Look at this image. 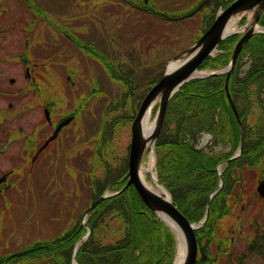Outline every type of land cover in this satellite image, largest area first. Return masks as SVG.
<instances>
[{
	"label": "rangeland",
	"instance_id": "374dc122",
	"mask_svg": "<svg viewBox=\"0 0 264 264\" xmlns=\"http://www.w3.org/2000/svg\"><path fill=\"white\" fill-rule=\"evenodd\" d=\"M132 1L133 3L129 0H0V106L6 105L10 93L20 91V86H26L30 80L21 64L20 56L24 53L29 59L31 75L41 81L47 94L58 96L59 90L62 89V98L65 94L70 95L68 91L72 86L68 77L75 82L77 95L83 97L92 87L95 88L94 98L88 101L86 109L89 110L93 100L95 102L98 100V115L108 102L116 100L117 97L127 96L126 86L134 87L126 98L127 104L120 103V108L111 113V115L130 113L133 117L137 102L161 77L166 63L201 36L202 30L209 24L210 17L221 0H210L190 16L185 15L201 0H147L146 3L145 0ZM134 3L162 13L161 17L135 6ZM68 36L81 43L93 40L94 46L101 50V54L110 63L117 79L108 74L100 61L92 58L81 48L75 47ZM250 46L238 61L241 67L235 72L232 86L234 102L241 115L243 114V124L247 127L245 137L246 139L248 137V140L245 143L244 156L241 158L243 160H248L252 155L251 142L256 140L258 133L264 132V115L261 114H264V111L262 108L257 110L252 106L255 102L254 95H259L258 97L264 101V81H261L258 75L260 73L253 72L258 64L254 63ZM10 78H14V81L10 82ZM31 94L26 91L19 95L27 97ZM261 107H264V104H261ZM69 109L70 105L66 98L62 101V113ZM247 112L249 114L245 117ZM153 115L154 112H150V121ZM213 117L215 120L212 119L210 125L213 121L217 122L222 115L215 113ZM89 122H83L81 125L75 121L65 128L66 135L62 137V155L65 161L61 168L37 169L33 180L27 175L18 179L12 176L9 179L13 185L7 192L18 197L9 213L19 214L20 218L17 220L19 225L14 235L11 236L9 228L4 230L3 235L7 237V241L5 243L4 238L1 239L0 253H16L19 247L16 243L23 244L22 242L28 239L47 236L48 232L44 228L59 230L62 227L63 233L79 222L83 210L90 204L91 196L102 185L101 179L95 184L91 183L92 177L96 175L102 178L103 160L111 161L109 144L102 150L104 154L102 161L95 152L89 155L88 148L92 151L93 143L88 142L90 147L87 146L86 138L90 139V135L84 132V127L91 126ZM79 126L82 131L79 130ZM122 127L121 123L119 128ZM74 130L81 134L83 148L70 146L72 143L67 134ZM218 134L212 127L191 129L183 139L188 140L197 150L207 146L209 140L214 142L215 135L218 139ZM126 138L127 133L124 137L122 134L119 136V143L123 149L127 143ZM66 149L69 152L66 153ZM149 157L150 155L146 153L143 165L148 164ZM121 160H116L114 164L111 162V165L115 166L117 163L119 165ZM8 167L9 162L6 161L4 154H0V173ZM259 167L245 170L241 181L237 180L233 185L234 191L238 189L242 191V196H246L254 190L253 181ZM145 175L155 186L150 173L146 172ZM31 180L36 186L35 190L30 186ZM29 191L35 193L33 199L28 202L19 199L21 196L27 197ZM204 199L205 196L202 201ZM248 199L251 201L250 197ZM244 200L247 199H241L234 206L232 217L229 214L217 216V236H220V233H232L234 215L239 212ZM52 217H55V220H52ZM5 219L8 223L11 222L9 215ZM107 223L103 228L107 229L110 224L114 227L117 225L111 220ZM207 224L204 226L205 231ZM198 235L204 238L203 231ZM114 238V234H107L104 241H113ZM242 243L243 239L240 238L236 243V249L246 253L245 248H241ZM48 255L50 256L43 257V260H18L14 264H62V260L58 262L55 253L49 252ZM222 263L233 264L226 261ZM244 264L264 262L253 254H246Z\"/></svg>",
	"mask_w": 264,
	"mask_h": 264
},
{
	"label": "flooded vegetation",
	"instance_id": "af4514ba",
	"mask_svg": "<svg viewBox=\"0 0 264 264\" xmlns=\"http://www.w3.org/2000/svg\"><path fill=\"white\" fill-rule=\"evenodd\" d=\"M129 1L130 3H133L132 0ZM221 1H219V3ZM231 1L232 0L226 1L222 5V8H225ZM135 6L141 9H147L146 6L136 4ZM263 18L264 8L259 14V24H263ZM246 22V17H240L238 19L237 28L241 30ZM240 33H237V35L234 36L233 42H236L241 36ZM258 33L259 32L252 34V36L246 41L240 51L239 58L246 54V48ZM68 38L72 41L75 47L81 48L92 58L100 61L108 74L113 79H117L115 78L116 75L110 63L101 54V50L94 46L93 40H86L87 43H81L75 42L70 36H68ZM22 55L23 54H21V56ZM21 64L26 69V74L30 77V80L26 86H20V91L10 93L6 105L0 106V154H4L6 161L9 162L8 169L0 173V176L4 173H8L6 181L0 183V235H2L0 242L1 239L4 238L3 242L5 243L7 237H4L3 235L4 230L9 228L11 236L14 235L17 232L16 227L19 225L17 220L20 218L19 214L9 213V209H12L11 207L15 204L16 199H18V197H14L7 192V189L13 185V182H9V179L12 176H15L16 179H18L19 177L27 175L33 180L37 169L49 167L53 169L61 168L62 163L65 161L62 155V137L66 135L64 130L67 126L75 121L80 122L81 125H83V122L86 123L91 120L89 122L91 126H88V128L84 127V132L90 135V139H88L89 137L86 138L88 140L87 146L90 147V143L88 142L93 143L92 151H90L89 148L88 151L90 156L93 152H95V155L98 154L101 161L104 156L102 152L103 148L107 144L110 145L109 153L111 161L108 162L107 160H103L102 178L96 177V175L92 177L91 183L95 184L101 179L102 185L96 190L95 194L91 196V200L99 195L100 192H106L105 190L119 189L120 187L115 186V188L113 186L116 183L122 182V185L125 183V173L128 168L131 138L130 113H117L111 115L113 111L120 108V103L127 104L126 98L130 91H128L127 96H121L120 98L117 97L116 100L108 102V105H104L98 115V100H96V102L93 100L89 110L86 109L88 101L94 98L93 95L96 91L95 88L92 87L83 97L77 95L75 82L68 77L69 83L72 86L71 90L68 91L70 95L65 94L62 98V89L59 90L58 96L47 94L41 81L35 79V77L31 75L30 67L28 66V59L27 64L21 59ZM240 67V64L236 63L234 70L239 71ZM26 91L32 94L27 97L19 95ZM254 96L255 102H253L252 106H255L257 110L258 108L263 109L264 107H261V104H264L262 98L258 97L259 95ZM66 98L68 99L70 109L62 113V101ZM248 114L249 112L244 116L246 117ZM261 114L264 115L263 113ZM24 115H27V117H23ZM66 119L68 122L62 125L61 128L57 130L55 137L47 142L49 137L56 130L58 124ZM121 123L123 127L120 129L119 127L121 126ZM125 129H127V131H125ZM79 130L82 131L80 126ZM124 132L127 133V143L123 149L119 143V136L122 134L124 137ZM68 133L69 134L67 135L70 137L72 143L70 146L72 148H75L76 146H81L83 148L84 144L81 134L77 130L69 131ZM189 147L196 150L193 145H190ZM250 148L254 150L259 149L261 151V157L256 163L249 161V159H241V156H244L245 146L242 147L237 159H230V157L236 154L239 150L238 145H234L231 140L227 142L219 140V143L209 140L207 146L197 149L198 151L196 153L195 151H192L188 154L189 157H192L193 161L197 162L198 167L202 168L199 172L202 178L208 179L209 183L212 185L208 193L199 191V189L193 190L192 187H188L187 189L188 196L192 195L194 198H198L200 195L202 197L205 196L204 201H196L194 202V206H191V216L196 218L200 215L198 219H195L192 222L199 221L208 211L207 219L204 224L195 229L198 247L195 264H223L222 262L224 261H226V263L244 264L246 254H253L264 262V199L256 191L259 181L264 178V148L256 144H252ZM120 149H122L121 152H119ZM65 152L67 153L69 150L66 149ZM116 160H121V164L118 165L117 163V165L114 166L113 164ZM111 162L113 163L112 165ZM256 166L260 167L256 174V179L253 181L255 189L246 196H242V191L238 189L234 191L233 185L237 180H239V182L241 181L244 171ZM209 174L212 175V177L205 176ZM178 175L179 171H176V176L174 175V178L177 180ZM32 180L30 181V186L35 190L36 186ZM129 187L130 186L124 190H127ZM34 197L35 193L29 191L27 197L21 196L19 199L28 202ZM248 197L251 198V201ZM244 198L247 200L242 202L239 212L234 215V229H232V233H220V236H217V216L229 214V216L232 217L235 209L234 206ZM12 200H14L13 203ZM252 204H254V206ZM34 205H36L35 201ZM179 210L185 214L181 209ZM7 215L11 218V222L9 223L5 219ZM52 220H55V217H52ZM205 224H207L206 231L204 228ZM44 229L48 232L47 236L31 238L22 242L23 244L16 243L19 245L18 251L25 250L21 255H11L12 252L0 253V264H14L18 260L26 261V259L34 261L40 259L43 260V257L40 256L41 254L33 252V250L53 245V243L56 242V239L62 235V227H60L59 230H56L55 228ZM201 231L204 232V238H200L198 235ZM51 234L53 236H51ZM240 238L243 239L241 248H245L246 253H243L239 249V251H237L236 249V243ZM201 258L203 261L200 260Z\"/></svg>",
	"mask_w": 264,
	"mask_h": 264
},
{
	"label": "trees",
	"instance_id": "16d2710c",
	"mask_svg": "<svg viewBox=\"0 0 264 264\" xmlns=\"http://www.w3.org/2000/svg\"><path fill=\"white\" fill-rule=\"evenodd\" d=\"M212 19L213 14L210 17V23ZM233 40L234 36L222 41L219 45L220 49L225 50L230 47ZM250 45L254 63L258 64L253 72L260 73L258 75L261 81H264V34L255 36ZM228 59L229 55L226 53H220L214 57L208 56L198 68L225 65ZM235 72L236 70L230 77L231 94ZM223 82V75L193 78L185 82L169 100L163 124L155 142L157 178L171 194L174 204L190 221L200 216L196 218L191 216V206H194V202L203 200L204 196L200 195L198 198L188 196V187L208 193L212 185L208 179L202 178L199 174L202 168H199L197 162L188 156L192 151L196 153L198 150L190 148L191 144L183 137L191 129L212 127L219 133L218 139L215 135L214 142L231 140L234 145H238L240 139L239 127L226 100ZM125 89L131 92L133 87L128 85ZM238 111L243 119L239 109ZM215 113L222 117L210 125L212 119L215 120L213 117ZM245 135L246 129L243 146L248 140ZM251 143L264 148V132L258 133L256 140ZM260 157L261 151L252 149L249 161L256 163ZM176 171H179L178 180L174 178ZM205 176L212 177L210 174ZM113 186L121 187L122 182ZM101 194L102 192L93 199ZM110 220L117 225L114 227L110 224L107 229L103 228L104 224H108ZM86 226L90 228V232L86 239L81 240L87 231ZM107 234L115 235L113 241H104ZM79 240L81 241L75 253L78 264H170L175 244L174 236L169 228L157 221L133 186L98 202L90 211L86 225L81 224L80 221L77 222L63 232L53 245L36 248L33 252L41 254L42 257L50 256L49 252L55 253L57 260L59 259L58 262L62 260V264H71L74 245Z\"/></svg>",
	"mask_w": 264,
	"mask_h": 264
},
{
	"label": "water",
	"instance_id": "95a60500",
	"mask_svg": "<svg viewBox=\"0 0 264 264\" xmlns=\"http://www.w3.org/2000/svg\"><path fill=\"white\" fill-rule=\"evenodd\" d=\"M206 1L207 0L201 2L193 11L185 16L195 13ZM225 1L226 0H223L219 4L215 12L213 22L202 33V35L190 47L181 51L166 63L161 77L150 87L140 102L131 124L128 169L125 174L126 181L123 187L118 191L105 193L95 199L82 215V221L84 223L86 215L98 202L106 197L115 195L121 190L132 185L143 203L155 215L157 221L163 223L169 228L175 237V241H178L177 244L179 241L182 242L184 256L180 264H194L197 253V243L194 229L202 225L206 218V214L198 222H190L173 203L170 193L158 181L156 176L154 160L155 142L163 124L167 104L173 94L190 79L206 78L210 75L217 74H225V94L240 128V145L243 141L241 122L232 101L228 84L230 74L235 64V59L246 41L256 32L264 33V26H260L258 23L259 14L264 8V0H233L225 8H222V4ZM240 17L247 18V22L241 30L235 26ZM230 25L233 30L227 31ZM237 33H240L241 36L234 43L231 57L226 66L218 69H198V66L205 57L212 56L214 54L217 46L222 40ZM154 105H157V108L154 112L152 121H150L152 123L151 128L149 132L146 133V130L144 129V119L148 115L150 118V112L152 111ZM67 122L68 120L66 119L59 123L47 142L50 139H53L57 130ZM240 149L241 146H239V151ZM146 153L153 159L154 177L151 178L153 182H155V186L159 187L158 189L149 188L140 177V170L143 166L144 156ZM3 180H5V175L0 177V182ZM257 191L260 196L264 198V179L259 181ZM87 234L83 236L82 239H85ZM77 248L78 243H75L71 264H78L75 259V252Z\"/></svg>",
	"mask_w": 264,
	"mask_h": 264
},
{
	"label": "bare ground",
	"instance_id": "6f19581e",
	"mask_svg": "<svg viewBox=\"0 0 264 264\" xmlns=\"http://www.w3.org/2000/svg\"><path fill=\"white\" fill-rule=\"evenodd\" d=\"M262 26V25H260ZM259 29V28H258ZM232 27L230 25V27L228 28L227 31H232ZM232 48H233V45H231L230 47H227L225 50H224V53L228 54L229 57H231V53H232ZM241 51V50H240ZM240 51L235 59V63L239 64V55H240ZM29 61V59H28ZM178 62V61H177ZM175 62V63H177ZM172 63V62H171ZM170 63V64H171ZM251 66L253 67V64H252V61H251ZM174 95V94H173ZM151 125L152 123L150 122V118H149V115L144 119V129L146 130L145 132L148 133L150 128H151ZM146 172H150V175L151 177H154V174H153V159L152 157H150V160L148 162V164L145 166L143 165L141 167V170H140V177L142 179V181L146 184V186H148L149 188H152V189H158L159 187L157 186H154L149 180H147L146 178ZM157 191H160V190H157ZM177 249H178V252H177V258L175 260V263L174 264H180L182 259H183V256H184V250H183V246H182V242L179 241L178 243V246H177Z\"/></svg>",
	"mask_w": 264,
	"mask_h": 264
}]
</instances>
